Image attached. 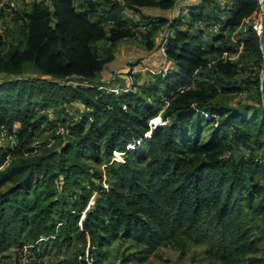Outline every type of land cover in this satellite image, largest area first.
<instances>
[{
  "label": "trees",
  "instance_id": "trees-1",
  "mask_svg": "<svg viewBox=\"0 0 264 264\" xmlns=\"http://www.w3.org/2000/svg\"><path fill=\"white\" fill-rule=\"evenodd\" d=\"M207 1L215 2L207 17L187 4L173 19L149 21H143L146 9L167 11L177 0L0 6V16H16L14 28L0 22V137L7 134L0 141V254L46 236L54 248L83 241L82 254L88 245L93 264H103L118 240L140 246L123 264L146 261L166 243L184 253L189 244L204 245L206 255L223 264H264V247L248 221L251 213H264V105L262 99L212 101L219 88L256 87L260 96L264 34L255 24L244 29L253 14L261 19L262 0L201 3ZM187 15L206 30L182 29ZM167 25L162 54L160 30ZM213 25L220 31H210ZM208 31L219 43L207 48L198 38ZM139 34L146 51L158 57L144 65L159 71L156 82L148 81L151 99L133 88L118 93L102 87L119 43ZM239 44L243 52L231 61ZM166 64L169 69L160 72ZM139 72L132 71L136 81ZM125 73L121 80L129 86ZM74 103L84 106V117L72 116ZM52 106L65 113L67 131L41 140L48 125L56 128ZM163 108L166 123L150 124ZM203 111L219 116L207 140L201 136L203 121H209ZM119 151L125 152L121 161L113 159ZM89 160L105 165V172Z\"/></svg>",
  "mask_w": 264,
  "mask_h": 264
},
{
  "label": "rangeland",
  "instance_id": "rangeland-1",
  "mask_svg": "<svg viewBox=\"0 0 264 264\" xmlns=\"http://www.w3.org/2000/svg\"><path fill=\"white\" fill-rule=\"evenodd\" d=\"M23 1L31 2L32 0H23ZM78 1H81V0H78ZM2 2H5V3H2ZM0 6H2L3 8L5 7L8 10H12V6L16 8V4L12 3L9 0H1ZM214 6H215V2L207 1L206 4H204L205 13L210 8H213ZM12 17L14 16H11L10 14H7V13H5L3 16H0L1 25L3 27L14 28L16 23L14 22V19ZM257 18H252L250 16V19L248 20L246 28L244 30H247L248 28H250L251 26L255 24L262 33L261 29H263L264 24L262 22V26H261V23H260L261 19H257ZM183 20H184V23H183L184 28L187 29V27H190L191 31L194 33H197L199 31L200 29L199 25L201 26L202 29L206 30L205 24L201 23L198 25V20H192L190 15L184 16ZM109 25L110 24H108V26ZM142 25L143 26L139 25V27L145 28V25L144 24ZM132 29L133 31L136 30L135 28H132ZM146 29H147V26H146ZM219 29H220V26L215 25V27L214 26L211 27L210 31L217 32L216 30L220 31ZM238 29L239 27H237L235 31H237ZM141 30H145V29H141ZM210 31L205 32V35H202L200 38H198V42L202 43L207 48L212 43L214 44L219 43V41L213 40V34ZM160 33H161V30H160ZM166 33L167 32L165 30L163 35H165ZM163 35L161 36L162 38L161 43H160L161 48L165 47L164 46L165 38L163 37ZM138 36L139 37L135 38V43H136L135 46L137 48L136 50H134V52L132 53L130 57L120 58V56L123 55V52L122 51L117 52V50L115 51L114 56L117 62L115 64L112 63L113 65H108L107 71L104 73L103 79H101V81H103L104 83L102 87L104 86L105 90L107 91L108 90L111 91V89L117 88L119 89V91H114V92H118V93L124 92L122 91L123 88L127 90L125 92H128V90H131L133 88L134 91L136 92L138 91L139 95L141 93L149 94L151 96L150 97L151 99L152 96H154V94L150 90V88L147 87L148 84H150L148 83V81L150 79L149 82L151 81L156 82L155 81L156 76L158 75L159 71L155 72V69L151 65L150 66L148 65V67L143 66V65H147L148 61L149 62L154 61L155 59H158V57L156 54L153 53V51H149V50L146 51L145 46L140 42V34ZM235 39L239 40L237 38V35H235ZM101 44L102 46H104L103 43ZM241 47H240V44L235 45V48L237 49L235 50L233 54L231 53L229 54L231 61H235L240 57V54L243 52V49H241ZM161 52L163 54L162 49H161ZM219 58L211 61V63L218 61ZM118 59H121V60H118ZM123 59H127V60H123ZM142 62L143 64L140 65ZM130 63L136 64V65H133L134 70L132 69L131 72L129 71V73H125L123 70L126 69L127 65H129ZM255 68L258 69V67H255ZM164 69L165 70L169 69L168 64H166L165 67L162 66V70L160 72L165 73ZM132 71L134 72L140 71L139 73L142 72L143 75L139 76V78L136 81L135 79L137 78L136 77L137 73H134L135 76H132ZM124 73L127 78L128 76H131L128 80V83H130L128 84L129 86L125 85L124 82L121 80V78H125V77H121L122 75L124 76ZM150 74H152L153 76ZM247 75L248 73L246 72V70L245 72L241 71L240 75L236 77L238 84H240L239 81L243 78H246L245 76ZM131 83L138 85L137 86L138 88H134V86H132ZM193 85H194V81H192L190 84H187L185 87H181V88H188L189 86H193ZM125 87H128V88H125ZM253 99L255 101L262 99V104L264 105L263 88H261L260 96H259V93L256 87L245 89L239 92H230V91L226 92L222 88H219L217 90L216 96L212 99V101L213 103H226V104L237 105V104H240V102L249 103L251 100L254 101ZM165 103H167V101ZM165 106L166 104H164L163 107L165 108ZM70 107L72 108V112H73L72 116H75V118L76 116L84 117L85 115L84 112L86 111V109L84 108L82 104L74 103L73 105H70ZM123 108L126 109V106L124 105ZM164 108L160 111V113L156 117H154L153 119L151 118L149 120L150 124L156 126V125H164L166 123L163 118ZM48 109L50 110L49 112L51 113V117H55L56 119L55 121L56 124H54L56 128L52 129L51 127L53 126H51V124L48 125L47 126L48 132L47 133L45 132L44 134L42 133L39 136L41 140H48L49 137H54L53 135L55 134V131L57 134L61 133V136L66 134V131H67L64 128V125H66V123L63 121V117H66V115H64L65 113L63 112V110L61 111V109H58L54 106ZM203 114L209 121H203L202 123L203 130L201 132V136L203 140H207L210 138L213 128L218 125L219 116L216 114L214 115L211 112L206 113L204 111H203ZM252 114H253L252 110H250L249 116ZM6 135H7L6 133H2L0 137V141H4V138H6ZM139 144L140 143H137L135 145L133 142L131 146H133L132 148H135ZM119 152L120 153H117V154L114 152L113 159L118 160V161L125 159V152H122V151H119ZM89 163L94 168L101 169V171L103 170V172H105L104 171L105 165L97 163L94 160H89ZM84 182L85 184H88V181L85 180ZM260 182L264 183V178L260 179ZM248 221H250V226L254 228L255 235L260 238L259 245L261 247H264V213L259 212V211L257 213H251L250 218H248ZM46 240H47V237L44 236L43 239H40V241H36V242L30 241V242H26L24 245H21L18 243L12 244L7 251L0 254V264H15V263H12V261L16 259V263H17L18 262L17 260L19 259V257L22 258L26 264H59L62 261L64 262V264H66L67 262L68 264H93V257L90 256L91 254L88 249V245L85 247V251H86L85 255L82 254L83 252L81 250L84 248L83 241H75L71 245V247L66 249L65 247L54 248L51 245L49 246L47 245ZM139 247L140 246L136 244L133 240L115 241L111 244V246L108 247V250H110V256L103 264H118V261H120L119 262L120 264H123L122 258L124 256H128L130 253H132V251H135V249H138ZM187 248L188 249L184 253L183 251L175 247L173 244L166 243V244L159 246L156 252L152 254V256L148 260L142 262L137 259H132V261L128 262L127 264H223L215 258L213 259L209 258L205 253L206 248L204 245H198V244L192 243V244H189Z\"/></svg>",
  "mask_w": 264,
  "mask_h": 264
},
{
  "label": "crops",
  "instance_id": "crops-1",
  "mask_svg": "<svg viewBox=\"0 0 264 264\" xmlns=\"http://www.w3.org/2000/svg\"><path fill=\"white\" fill-rule=\"evenodd\" d=\"M9 1H11L12 3H15L16 4V6H20V4L22 3V1L23 0H9ZM201 1L202 0H177V6L175 7V8H173V9H168L167 11H162V10H160V9H158V8H148V9H146L144 12H145V14H147L148 16L146 17V18H148V19H146V18H144L145 20H143V21H149V20H152V19H157L158 17H165V18H170V19H173V18H175L176 16H178L177 14H178V11L181 9L182 10V8L183 7H185V6H187V4H192V6H194V10L196 11V13H199V12H203L204 13V15H205V17H207V15L208 14H214L215 12V6L213 7V8H210L206 13H205V11H204V5L201 3ZM0 2H1V0H0ZM222 2H224L223 0H222ZM12 8H15V7H13L12 6ZM252 18H256V14H253V17ZM143 23H146V22H143ZM110 26V25H109ZM182 27V29H186V28H184V25L183 26H181ZM162 30H166V34L165 35H167L168 34V32H169V29H168V25L167 26H163L162 28H161ZM262 30V33H263V29H261ZM261 33V34H262ZM165 35H163V37L165 36ZM203 35H205V33L203 34ZM168 37V36H167ZM165 43V42H164ZM135 38H130V39H127V40H124V41H121L120 43H119V47H118V49H117V52L118 51H122L123 52V55L122 56H120V58H127V57H130L131 55H132V53L134 52V50H136V46H135ZM121 45V46H120ZM164 46H165V44H164ZM162 49V51L165 49V47H162L161 48ZM117 52H116V54H117ZM117 58H119V57H117ZM118 60H121V59H118ZM123 60H127V59H123ZM143 61V60H142ZM117 61L114 59L112 62H110L109 63V65H113V64H115ZM113 63V64H112ZM143 64V62L140 64V65H142ZM144 66V65H143ZM12 263H15V264H19V263H16V259H14L13 261H12Z\"/></svg>",
  "mask_w": 264,
  "mask_h": 264
},
{
  "label": "built area",
  "instance_id": "built-area-1",
  "mask_svg": "<svg viewBox=\"0 0 264 264\" xmlns=\"http://www.w3.org/2000/svg\"><path fill=\"white\" fill-rule=\"evenodd\" d=\"M2 3H5V2H2ZM262 3H263V0H262ZM6 5V4H5ZM263 5H264V3H263ZM179 14H181V9L178 11V14L177 15H179ZM106 22H112V20H108V21H106ZM262 22H263V15L261 16V26H262ZM164 32H165V30H162L161 29V36L164 34ZM198 71H196L195 73H197ZM167 105H168V103H167ZM4 140H5V138H4ZM12 142H14V139H12ZM88 249H89V246H88ZM18 262L17 263H19V264H26L24 261H23V259L22 258H20L19 257V259L17 260ZM120 261H118V264H120L119 263Z\"/></svg>",
  "mask_w": 264,
  "mask_h": 264
},
{
  "label": "bare ground",
  "instance_id": "bare-ground-1",
  "mask_svg": "<svg viewBox=\"0 0 264 264\" xmlns=\"http://www.w3.org/2000/svg\"><path fill=\"white\" fill-rule=\"evenodd\" d=\"M264 1V0H263ZM260 3H261V16L263 15V21H264V5H263V3H262V1H260ZM202 23V22H201ZM201 23H199V24H201ZM140 26H143L142 24L140 25ZM214 26V25H213ZM219 26V25H218ZM137 27V26H136ZM201 27V26H200ZM215 27V26H214ZM141 28V27H140ZM145 28H146V26H145ZM142 29H144V28H142ZM214 29V28H213ZM137 30V29H136ZM220 30V29H219ZM215 31V30H214ZM216 31H218V30H216ZM263 34H264V27H263V33L261 34V36H263Z\"/></svg>",
  "mask_w": 264,
  "mask_h": 264
},
{
  "label": "clouds",
  "instance_id": "clouds-1",
  "mask_svg": "<svg viewBox=\"0 0 264 264\" xmlns=\"http://www.w3.org/2000/svg\"><path fill=\"white\" fill-rule=\"evenodd\" d=\"M151 127H152V125H151ZM153 128H154V127H153ZM151 133H152V132H151ZM150 135H151V134H150ZM145 138H147V134H146ZM132 143H133V142H132ZM137 143H140V140H139L138 142H137V141L134 142L135 145H136ZM129 144H131V143H129ZM128 146H129V145H128ZM129 148H132V147H128V149H129Z\"/></svg>",
  "mask_w": 264,
  "mask_h": 264
},
{
  "label": "water",
  "instance_id": "water-1",
  "mask_svg": "<svg viewBox=\"0 0 264 264\" xmlns=\"http://www.w3.org/2000/svg\"><path fill=\"white\" fill-rule=\"evenodd\" d=\"M263 80H264V74H263V76L261 77V87L263 88L264 87V84H263ZM263 103H264V99H263Z\"/></svg>",
  "mask_w": 264,
  "mask_h": 264
}]
</instances>
